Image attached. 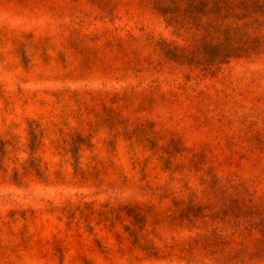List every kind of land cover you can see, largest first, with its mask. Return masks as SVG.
Instances as JSON below:
<instances>
[{
	"label": "rangeland",
	"instance_id": "rangeland-1",
	"mask_svg": "<svg viewBox=\"0 0 264 264\" xmlns=\"http://www.w3.org/2000/svg\"><path fill=\"white\" fill-rule=\"evenodd\" d=\"M163 41L141 0H0V264H264V55Z\"/></svg>",
	"mask_w": 264,
	"mask_h": 264
},
{
	"label": "trees",
	"instance_id": "trees-1",
	"mask_svg": "<svg viewBox=\"0 0 264 264\" xmlns=\"http://www.w3.org/2000/svg\"><path fill=\"white\" fill-rule=\"evenodd\" d=\"M188 41H163L173 61L214 71L235 59L264 55V0H141Z\"/></svg>",
	"mask_w": 264,
	"mask_h": 264
}]
</instances>
